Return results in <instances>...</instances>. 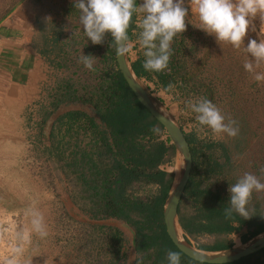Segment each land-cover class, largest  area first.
<instances>
[{
    "label": "rangeland",
    "instance_id": "obj_1",
    "mask_svg": "<svg viewBox=\"0 0 264 264\" xmlns=\"http://www.w3.org/2000/svg\"><path fill=\"white\" fill-rule=\"evenodd\" d=\"M71 2L74 0H0V51L4 53L9 45L14 46L17 42L18 46L29 48L32 51V57L27 54L31 57V74L29 78L26 75L21 77L34 83L27 92V100L21 96L22 100L5 104L0 97V223L13 226L15 247L22 245L24 248L21 259L30 258L33 264H134L141 255L135 251L133 229L118 219H91L87 191L68 174L63 162L47 156L40 145L43 140L39 142L41 108L47 105L55 85L62 80L71 81L82 92L84 86L92 87L96 83L95 72L97 66H101L98 64L101 60L99 49L88 53L90 47L97 45L85 35L80 16L76 15L75 8H70ZM141 4L142 0H139L138 6ZM185 6L189 16L186 18L187 30L182 34L183 58L186 68L190 71L200 69V73L185 89L171 88L168 94L152 93V85L141 82L161 100L168 114L186 133L193 131L199 139L221 143L227 148V177L234 180L227 182L234 184L248 172L264 183V172L260 171L264 168V81L256 82L253 74L244 69L246 60L252 58L243 49L236 50L229 44L218 43L214 36L199 29V18L192 14L188 0H185ZM143 15L136 13V25H140ZM46 17H51V21L47 22ZM255 25L257 32H249L248 38L258 40L259 19ZM57 33L61 35V42L67 45L65 54L40 56L44 43L48 44L49 50L50 39ZM129 43L132 50L128 57L135 60L142 50L139 38ZM83 54L97 58L95 71L79 62ZM2 67L6 69L7 65L0 63V74ZM256 71L264 72V62ZM15 95H19V89ZM201 98L217 106L226 120L231 118L237 122V137L216 135L198 123L197 114L191 111L189 102ZM73 110L91 113L89 108L80 105L61 106L48 119L47 126L50 127L51 120L57 116ZM216 154H220L218 147ZM162 168L175 173V168ZM224 180L223 176H217L211 184L213 188H222ZM149 189L152 192L155 188ZM142 192L148 193V189ZM250 207L251 215L256 214L264 221V193H254ZM33 210L40 211L45 217L49 233L45 238L32 228L30 211ZM234 225L238 227L235 238L247 231L245 225ZM109 228L121 233L124 261L113 260ZM247 238L246 235L244 239ZM218 239L217 236H201L191 243L217 248L223 245L217 242ZM12 255L13 252L0 255V264Z\"/></svg>",
    "mask_w": 264,
    "mask_h": 264
},
{
    "label": "trees",
    "instance_id": "obj_2",
    "mask_svg": "<svg viewBox=\"0 0 264 264\" xmlns=\"http://www.w3.org/2000/svg\"><path fill=\"white\" fill-rule=\"evenodd\" d=\"M138 4L139 1L136 6ZM70 8H75L74 2ZM74 10L77 16L81 15L78 9ZM140 31L134 14L128 29L129 42L139 38ZM182 34L174 37L171 44L173 55L168 69L163 72L143 68L146 59L143 48L135 60L130 59L135 76L152 85V93L168 94L170 84L172 88L185 89L200 73V69L190 71L185 66ZM55 35L50 42L43 36L51 44L48 50V44L44 43L40 56L65 54L67 45L61 42L59 33ZM113 39L107 33L102 45L88 50L92 53L95 48L99 49L101 58L98 63L101 66H97L95 72L96 83L92 87L84 86L81 92L71 81L62 80L55 85L47 105L41 108L38 137L39 142L43 141L40 145L49 158L63 162L68 174L87 191L91 219H118L133 229L135 251L141 255L134 264H169V251L180 254L181 264H203L182 254L166 233L162 207L173 184L174 173L162 167H175V150L162 126L136 100L119 72ZM69 105L87 107L91 113L65 112L52 121L46 133L48 119L61 106ZM153 128H158L159 133L153 132ZM182 132L192 156L190 177L178 206V224L184 240L190 243L201 236H217V242L223 245L214 248L196 244V247L205 251H222L232 248L233 243L228 237L236 233V223L247 228L240 236L241 243L264 232V221L256 214H252L251 219H244L236 213L231 219L225 216L224 209L230 207L228 189L232 184L227 180L234 181L227 177V148L221 143L201 140L193 131L186 133L182 129ZM217 147L220 150L218 155ZM217 176L225 178L224 187L213 188L211 180ZM149 188L155 189L151 192ZM146 189L148 193L142 192ZM108 230L113 260L124 261L121 233L112 228ZM246 235L248 238L244 239ZM230 264H264V249Z\"/></svg>",
    "mask_w": 264,
    "mask_h": 264
},
{
    "label": "clouds",
    "instance_id": "obj_3",
    "mask_svg": "<svg viewBox=\"0 0 264 264\" xmlns=\"http://www.w3.org/2000/svg\"><path fill=\"white\" fill-rule=\"evenodd\" d=\"M188 5L192 14L199 18V29L214 36L218 43L229 44L236 50L243 49L252 58L246 60L244 69L253 74L256 82L264 81V72L256 71L264 62V0H188ZM74 7L81 13L80 23L92 44L102 45L106 34L110 33L119 57H125L132 50L128 29L134 14L143 13L139 34V44L145 49L143 68L157 73L168 69L173 55L171 44L174 37L187 30L186 18L189 16L185 0H142L140 6H134V0H74ZM257 19L260 21L258 40L248 38L249 32H257ZM46 20L51 21V17H46ZM95 59L93 55L83 54L79 62L88 70L95 71ZM168 87L170 90L173 86L170 84ZM189 107L197 114L198 123L210 128L214 134H226L230 138L239 135L237 122L231 118L226 120L210 100L190 101ZM152 131L158 134L160 130L153 128ZM260 171L264 172V168ZM228 191L231 195L230 207L224 209L226 218L231 219L236 213L244 219H251L253 194L264 193V183L256 175L245 172ZM30 215L35 233L41 238L47 237L49 233L44 215L35 210L30 211ZM23 255V246L17 245L13 255L3 264H33L30 258L22 260ZM167 259L169 264H181L178 252L169 251Z\"/></svg>",
    "mask_w": 264,
    "mask_h": 264
},
{
    "label": "water",
    "instance_id": "obj_4",
    "mask_svg": "<svg viewBox=\"0 0 264 264\" xmlns=\"http://www.w3.org/2000/svg\"><path fill=\"white\" fill-rule=\"evenodd\" d=\"M138 1L134 0V6H136ZM115 61L119 72L136 100L162 126L175 150V167L179 166L181 173L179 175L174 173L173 184L162 207L163 224L174 246L189 259L203 264H230L264 249V232L255 235L244 244L215 252L200 250L191 242L188 243L184 240L183 232L178 224V206L192 169V156L189 144L181 127L168 114L162 103L135 76L128 54L125 57H119L115 53ZM47 124L48 122L46 123L48 131L50 127Z\"/></svg>",
    "mask_w": 264,
    "mask_h": 264
},
{
    "label": "crops",
    "instance_id": "obj_5",
    "mask_svg": "<svg viewBox=\"0 0 264 264\" xmlns=\"http://www.w3.org/2000/svg\"><path fill=\"white\" fill-rule=\"evenodd\" d=\"M5 38H9V37L5 35ZM17 39H19V37H16V40ZM14 44H15L14 46L9 45L6 51H4V53L3 51H0V55H1L0 63L3 65L4 64L7 65L6 69L4 67L1 68V70L3 71L0 74V97L3 99V102L5 104L6 103L10 104L11 100L14 102L20 101L22 100V97L23 99L25 97V99L27 100L28 97L27 92H29L31 87L34 85V83L32 82L30 83V81L25 80L24 78L22 79L21 77V75L24 76L26 75L27 78H29L31 74V68L29 65H30V58L32 57V51L29 48H22L18 46V42ZM27 54H31V57H29ZM23 86H25L24 89H22ZM18 89H19V95L16 97L15 94H17ZM243 233H240L237 238H235V236L238 235L236 233L228 237V240L231 241V243H233L232 247L241 245L240 236Z\"/></svg>",
    "mask_w": 264,
    "mask_h": 264
},
{
    "label": "built area",
    "instance_id": "obj_6",
    "mask_svg": "<svg viewBox=\"0 0 264 264\" xmlns=\"http://www.w3.org/2000/svg\"><path fill=\"white\" fill-rule=\"evenodd\" d=\"M14 247L15 234L13 226L0 223V255L12 254Z\"/></svg>",
    "mask_w": 264,
    "mask_h": 264
},
{
    "label": "bare ground",
    "instance_id": "obj_7",
    "mask_svg": "<svg viewBox=\"0 0 264 264\" xmlns=\"http://www.w3.org/2000/svg\"><path fill=\"white\" fill-rule=\"evenodd\" d=\"M143 85V84H142ZM144 86V85H143ZM145 87V86H144ZM175 173H176V175H179L180 173H181V171H180V167L179 166H176V168H175Z\"/></svg>",
    "mask_w": 264,
    "mask_h": 264
}]
</instances>
